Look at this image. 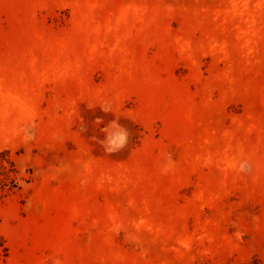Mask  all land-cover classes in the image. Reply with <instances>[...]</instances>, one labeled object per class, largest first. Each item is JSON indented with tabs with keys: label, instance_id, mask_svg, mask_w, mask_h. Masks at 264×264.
<instances>
[{
	"label": "rangeland",
	"instance_id": "obj_1",
	"mask_svg": "<svg viewBox=\"0 0 264 264\" xmlns=\"http://www.w3.org/2000/svg\"><path fill=\"white\" fill-rule=\"evenodd\" d=\"M0 264H264V0H0Z\"/></svg>",
	"mask_w": 264,
	"mask_h": 264
},
{
	"label": "clouds",
	"instance_id": "obj_2",
	"mask_svg": "<svg viewBox=\"0 0 264 264\" xmlns=\"http://www.w3.org/2000/svg\"><path fill=\"white\" fill-rule=\"evenodd\" d=\"M125 142V137L124 136H118L115 139H113L111 141V143L117 147L123 145V143ZM113 149H109V151H112ZM244 165H241V170H243Z\"/></svg>",
	"mask_w": 264,
	"mask_h": 264
}]
</instances>
